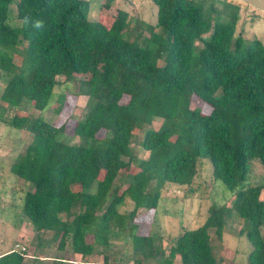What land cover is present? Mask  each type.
I'll return each mask as SVG.
<instances>
[{"label":"trees","instance_id":"16d2710c","mask_svg":"<svg viewBox=\"0 0 264 264\" xmlns=\"http://www.w3.org/2000/svg\"><path fill=\"white\" fill-rule=\"evenodd\" d=\"M112 1L98 0L106 8ZM152 2L154 24L117 8L106 25L90 18V0H0V118L32 136L10 166L29 185L21 214L35 231H52L59 250L82 256L128 234L131 264H174L176 255L180 264H220L208 230L221 240L237 214L249 222L248 263L264 264V44L237 32L239 0ZM77 75L72 95L87 97L72 129L79 143L41 116L5 115L22 111L24 100L45 108L57 78ZM194 97L206 112L191 106ZM158 118L161 127H147L140 140L147 158L133 165L136 126ZM200 159L211 163L212 182L233 193L231 204L210 205L204 222L182 226L166 251L161 235L140 231L137 211H155L167 183L194 192ZM252 159L261 183L246 182ZM127 200L132 208L122 214ZM108 262L104 255L97 264Z\"/></svg>","mask_w":264,"mask_h":264},{"label":"rangeland","instance_id":"374dc122","mask_svg":"<svg viewBox=\"0 0 264 264\" xmlns=\"http://www.w3.org/2000/svg\"><path fill=\"white\" fill-rule=\"evenodd\" d=\"M239 1L241 4L240 12L244 10L249 14L247 15L244 34L245 36L247 35L246 39H253V34L258 33L259 27L262 28L264 24V0ZM250 6L255 11V15L250 14L249 11L252 10ZM117 8L127 10L131 17H137L145 23H155L156 6L152 0H113L111 6L108 8L102 7L98 0H90V18L92 20H100L108 25ZM241 15L242 13H240V18ZM242 20L239 19L238 21L237 32H240ZM15 21L14 19L12 23H15ZM148 35V30L144 28L143 36L147 37ZM197 45L199 46L201 43L197 42ZM83 77L77 75L73 81L64 83L65 77L59 76L57 78L59 85L54 89L51 100L45 108L35 109L27 100H24V104L19 108L22 111L8 110L5 115L8 117L15 112L20 114L28 112L31 115L41 116L45 120L54 122L57 126H63L71 143H79V138L73 135L72 129L74 123L82 118L87 111V97L85 95L74 97L72 92L77 90V81ZM4 84V80L0 79V92ZM191 106L200 107L203 112L208 110L195 97L192 98ZM161 122L162 120L158 118L149 125L136 126L134 131L135 136L131 143L134 154L133 165L137 163L138 159H145L148 156V152L140 145L144 129L147 127L159 129L162 125ZM176 130L178 131V129ZM100 135H104V133ZM66 137L62 136L65 139ZM31 138L32 136L28 131L12 128L3 123L0 118V256L11 249H19L21 247L20 244L27 243L26 253L29 251L34 252L39 247V249L43 248L48 263L52 262L54 264L56 258H59L65 252L69 253L71 260H77V255H74L72 251L67 249L64 252L56 247V240L53 238L52 231L44 233L30 231L29 222L24 220L25 216L21 214L20 208L23 202V194L29 188V185L17 180L11 173L10 166L24 152ZM211 169L209 160L200 159L198 163V175L194 178L192 184L194 192H187L185 186L167 183L155 211L144 209L137 211L140 231L143 233L150 231L161 235L162 245L168 251L170 246L169 239L177 234L182 226L195 228L201 225L205 220L207 209L210 205H230L233 193L220 180L212 182ZM122 175H125V171ZM262 180V166L258 159H252L246 182L256 184L261 183ZM122 181L123 179L120 178L119 183H122ZM203 184H206V186ZM124 185L122 184L121 186L123 187ZM263 196L264 191L262 193ZM126 199L129 198L127 197ZM118 208L120 213L128 214L132 208V204L127 200ZM78 210V208H74L73 213L78 212ZM61 216L65 217L63 214ZM22 222L26 223L27 230L29 231L27 233L28 241L26 240V242L18 240L17 237V229ZM248 227L249 222L235 214V217L229 219L226 223L221 240L217 238L213 228L208 230L211 244L214 246V252L220 264H249L247 257L251 245L245 233ZM261 233L264 236V225L261 227ZM45 240L48 241L45 242ZM87 241H93L92 235L87 236ZM14 244H19L20 247H16ZM131 253L130 236L125 233L113 234L109 238V245L95 244V251L89 257L87 256V262L89 264L102 262L103 256L108 255L109 262L107 264H131L133 262ZM11 262H14L11 255L8 258L0 260V264H9ZM146 264L159 263L151 260Z\"/></svg>","mask_w":264,"mask_h":264},{"label":"crops","instance_id":"0c3cea01","mask_svg":"<svg viewBox=\"0 0 264 264\" xmlns=\"http://www.w3.org/2000/svg\"><path fill=\"white\" fill-rule=\"evenodd\" d=\"M251 9H252V7H251ZM249 12H250V14L255 15V11L253 9L250 10ZM240 13H242L240 19L241 20L243 19L241 21L242 24L240 25L241 34L246 38L247 35L245 36V34H244L245 33L244 32V28H245V25L247 24V22H246L247 17H248L247 15H249V14L246 13L244 10H243V12H240ZM242 16H243V18H242ZM257 32L258 33L253 34V37L256 36V38L260 39L261 42L264 43V24H263L262 28L259 27V29H258ZM24 220H26V219H24ZM29 228H30V231H32V232H42V233H44V232H48L49 231V230L35 231L32 228V226L30 225V223H29ZM17 230H18L17 231L18 240L23 241V242H26V240L28 241V234L27 233L29 231L27 230L26 223L22 222L19 225V227H18ZM47 241L48 240H45V242H47ZM20 245L21 246H24L26 248L27 243H23V244H20ZM14 246H15V244H14ZM39 248H36L34 252H30L29 251L28 253L25 252L26 249L24 251H21V248L16 249V250L11 249V250L7 251L4 254L2 253L3 255L1 254L0 260H2L3 258H6L7 256H9V255H7V256L3 257L4 255H6V254H8L10 252H13V254H15V255L11 254V256L14 259V262H11L9 264H52V262L51 263H48L47 256L45 254V250L43 251V248H41V249H39ZM94 251H95V248H94ZM94 251L92 253H90V254L85 255V256H82L80 254H75V253L72 252L74 255H77V260H71L70 259L71 257L69 255V253L68 252H65L59 258L57 257L56 260L59 259V260L63 261L62 264H76L78 262H85L86 264H89L87 262V258L90 255H92L94 253ZM22 252H23V255L24 256H23V259L20 260V254H22ZM177 261H178V264H179V262H180V256L179 255H176L175 256V258H174V264H177ZM97 263H101V262H96V263H92V264H97ZM5 264H7V263H5ZM54 264H57V263L55 262Z\"/></svg>","mask_w":264,"mask_h":264},{"label":"built area","instance_id":"2783aa9c","mask_svg":"<svg viewBox=\"0 0 264 264\" xmlns=\"http://www.w3.org/2000/svg\"><path fill=\"white\" fill-rule=\"evenodd\" d=\"M15 246H16V247H20L19 244H15ZM20 248H21V251H24V250L26 249L24 246H21Z\"/></svg>","mask_w":264,"mask_h":264}]
</instances>
